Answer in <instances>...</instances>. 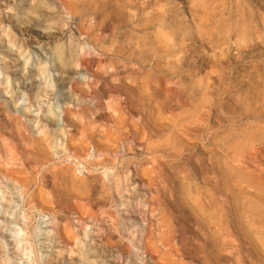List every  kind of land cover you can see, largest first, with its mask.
I'll list each match as a JSON object with an SVG mask.
<instances>
[{
	"label": "rangeland",
	"instance_id": "374dc122",
	"mask_svg": "<svg viewBox=\"0 0 264 264\" xmlns=\"http://www.w3.org/2000/svg\"><path fill=\"white\" fill-rule=\"evenodd\" d=\"M17 1L0 7L17 34L4 51H22L28 71L17 82L0 55V264H264V0H220L218 39L198 28L212 0H122L121 29L98 8H65V37L46 45L35 35L57 18L27 38L36 0ZM137 36L156 40L113 50ZM64 44L92 68L64 72Z\"/></svg>",
	"mask_w": 264,
	"mask_h": 264
},
{
	"label": "bare ground",
	"instance_id": "6f19581e",
	"mask_svg": "<svg viewBox=\"0 0 264 264\" xmlns=\"http://www.w3.org/2000/svg\"><path fill=\"white\" fill-rule=\"evenodd\" d=\"M13 2V0H11ZM24 0H19L16 2V4H18L20 7H21V4ZM15 2V1H14ZM28 2V1H27ZM99 2V5L96 6V4ZM122 3V0H99V1H96L95 4H90L88 0H84V1H80V0H36V3L33 4V9H32V13L29 15V16H25L24 17V24L22 27V32L24 34H26L27 38L30 37L32 35V33L34 32V30H32L33 26L36 25L43 17L45 14H48V15H51L50 18L54 17V18H57L55 19V22L54 23H49L47 26H46V30L44 29V31H41L40 33H36L35 36H38V38L40 37V41H42L43 43H45V45L49 42H51L53 39L57 38V37H65L64 36V33L63 31L61 32V29H63V22H62V13L64 12V9H68L69 11H73L74 9L78 10H84V11H91V12H95L96 9H100V11L103 13V17H102V20H101V23H106L108 20L110 21H114L116 20L117 24L116 26L118 27V29H121L122 27H125L126 25H122V23H124V20L128 21L129 18H130V15L124 13L123 11L120 10L121 7H123L121 5ZM7 4H9L8 0H0V7L2 8H6L7 7ZM15 5V4H14ZM76 6V7H75ZM220 0H212L211 1V7H212V12L211 14H209L208 12V16L207 18L204 17L203 20L200 22V24H198V28L200 30V34L202 35V37H205L207 36V34H212L213 36H216L215 38L218 39L219 38V33H220V21H221V9H220ZM208 8V7H207ZM123 9V8H122ZM127 9V8H126ZM14 12V11H13ZM81 12V11H80ZM2 11L0 12V25L1 24H5L6 23V15H2ZM12 13V11H11ZM70 13V12H69ZM77 13V12H75ZM100 14V13H99ZM2 15V16H1ZM14 14H9L8 16L11 18H14L13 17ZM74 15V14H73ZM101 15V14H100ZM182 15V14H181ZM180 15V16H181ZM185 15V14H184ZM205 16V15H204ZM96 17V16H95ZM133 18H135L133 16ZM169 21H170V25L168 26V28H172V26L175 25V21L176 19L174 17H171V18H167ZM121 20V21H119ZM52 21V20H51ZM54 21V20H53ZM119 21V22H118ZM8 22V21H7ZM49 22V21H48ZM100 22V21H99ZM133 22H136V21H133ZM21 23V22H20ZM115 23V22H114ZM22 24V23H21ZM99 24V23H98ZM136 26H139L140 23H134ZM145 25V24H143ZM149 25V24H147ZM189 25V24H188ZM194 25V24H193ZM18 26V25H17ZM20 26V25H19ZM130 26V25H129ZM163 26V25H162ZM209 26H211V28H209ZM5 27H8V25H5L3 28L0 27V55H4V64H2V69L4 71H9V70H12L11 74L14 75L16 74L15 76L17 77L19 75V78L17 77L16 81L20 83V81H24L26 79V76L28 74V71L26 70V60L23 59L24 55H23V52L22 51H15V56H13V54H8L9 52H11L12 50H9V51H4L5 47L7 46H4L6 45L7 43V40L8 38H12V35L13 36H16L17 34H13V32L11 33L10 32V29H5ZM163 28L165 29V27L163 26ZM170 28V29H171ZM133 29L135 30L136 28L133 27ZM189 29V28H188ZM195 29V28H193ZM138 31H140L141 29H137ZM167 30V29H166ZM172 30V29H171ZM185 29H183L184 31ZM197 30V29H196ZM198 30V31H199ZM78 31V30H77ZM83 31V29L81 30V32ZM119 31V30H118ZM208 31H212V33L208 32ZM21 32V33H22ZM84 32V31H83ZM82 32V33H83ZM143 32V31H142ZM192 32V31H191ZM62 33V34H61ZM141 33V31H140ZM11 34V36H10ZM85 34V33H84ZM115 34V33H114ZM122 34H124V32H121L119 35L122 36ZM22 35V34H21ZM91 35V34H90ZM183 36V35H182ZM186 36V35H185ZM190 36V35H189ZM20 37V36H19ZM34 37V36H33ZM117 37V36H116ZM188 37V36H187ZM197 37V36H196ZM14 38V37H13ZM37 38V39H38ZM93 38V37H92ZM32 39V36L31 38ZM136 39V44L130 40H128V42L126 43L125 42H122L120 43L122 45V47L120 48L119 46L116 47L115 49H113L115 52H121V50L123 51L124 50V47H130V48H137V51H139L138 48L141 49V52L144 51L143 48H146V47H149L151 46L152 44H154L155 40H156V37L155 38H152L150 36H146V37H141V36H137V38H134L132 37V40H135ZM167 39V38H166ZM171 39L173 40L174 38L171 37L170 34H168V41H165V46H169L170 44V41ZM194 39V38H193ZM205 39V38H203ZM36 41V40H35ZM103 40L98 38V39H95V42L96 43H101ZM41 42V43H42ZM120 42V41H119ZM107 43V42H106ZM30 44V41L28 42V45ZM50 44V43H49ZM67 44V43H66ZM64 44V45H61L59 46V49L58 51L55 50L53 52V54L55 55V57L59 60L60 63L63 64V67L66 65V69L63 70L64 72H67V73H71L72 72V67L73 65L75 64H79L81 67L85 68V69H91L94 62L96 61V57H93V56H89L88 54L86 55H76L75 53H73V49L74 48H71V51L68 49L67 45ZM26 45V44H25ZM27 46V45H26ZM24 47V46H23ZM41 48H44L45 46L44 45H40ZM169 48V47H168ZM130 51H128V53L130 52L129 56H128V59H135L134 58V55L136 54L137 51H132L131 49H129ZM153 52L157 51V49L155 47H153L151 49ZM111 51V49H107V48H103V54L104 55H107L109 52ZM113 51V52H114ZM158 53L157 55H162V54H165L167 56H170L172 57L174 55V53H172L170 51V49H166V50H163L162 52L158 51L156 52ZM91 54V53H90ZM155 54V53H154ZM112 55H119L118 53L117 54H112ZM121 55V54H120ZM99 56V55H98ZM110 56V55H109ZM104 57V56H103ZM102 57V58H103ZM14 58V59H12ZM101 59V58H100ZM99 61V60H98ZM131 61V60H130ZM61 68L63 69L62 65L60 64ZM23 67V68H22ZM139 76V75H138ZM127 77V76H126ZM125 77V78H126ZM134 77V75H133ZM62 78V75L61 77ZM130 78V77H129ZM140 79V78H138ZM63 81H64V78H63ZM146 81V80H145ZM34 82V81H33ZM135 83V82H134ZM24 84V82H23ZM22 84V85H23ZM16 85V84H15ZM35 86V85H34ZM22 87V86H21ZM125 87V86H124ZM140 88H144V89H149L148 85L146 83H142L140 84ZM152 89V88H151ZM12 91V90H10ZM40 91V94H42L43 90H39ZM128 91V90H127ZM137 92V91H136ZM140 92V91H139ZM146 92V91H145ZM152 92V91H151ZM21 93V92H20ZM148 94V93H147ZM191 94V93H190ZM158 95V94H157ZM108 96L109 97H112V93L109 92L108 93ZM138 96V95H137ZM157 97V96H155ZM16 98V95H14V91L13 93L9 96L8 100L5 102L4 105H2V107H5V108H8V107H11V103L12 101ZM135 98V97H133ZM207 98V97H206ZM132 101V100H131ZM138 101V100H137ZM126 102V101H125ZM129 103V102H128ZM132 105V103H130ZM129 106V104H128ZM131 109V108H130ZM129 110V109H128ZM132 113V112H131ZM26 116H28L26 114ZM105 116V114H102L101 117ZM49 119H50V126H54L55 125V115L54 113L50 114L49 116ZM7 123H9L10 125H13V119L10 117L9 120L7 121ZM167 125V124H166ZM166 127V126H165ZM118 139V138H117ZM123 139V138H122ZM81 140V139H80ZM118 141V140H117ZM120 141V140H119ZM118 141V142H119ZM124 141L127 143L128 147L129 146H132L133 145V141L131 140L130 136H126ZM80 142V141H79ZM84 143V142H82ZM107 144V143H105ZM110 144V143H109ZM37 147L40 148V150L43 148L42 147V141L39 140L37 143H36ZM85 145V144H83ZM82 145V146H83ZM140 145V144H139ZM103 146V145H102ZM138 146V145H137ZM141 146V145H140ZM101 147V146H100ZM115 147V146H114ZM118 147V146H117ZM127 147V146H126ZM111 148V147H110ZM110 148H107L106 151H107V157L106 160H111L109 159V154H110V151L113 150H110ZM142 148V147H140ZM34 149V148H33ZM36 149V148H35ZM118 149V148H116ZM115 149V150H116ZM42 151L41 150V154H42ZM105 151V150H103ZM38 152V150H37ZM86 148L84 147H76L75 149V154L76 156H83L84 154H86ZM115 152V151H113ZM46 153V152H45ZM40 154V153H39ZM39 156V155H38ZM44 158V157H43ZM136 159V158H135ZM112 161V160H111ZM132 161V160H131ZM104 162V161H103ZM40 164V163H39ZM103 164V163H102ZM132 166V165H131ZM135 171L137 172V175L139 176V172L137 170V167L135 166ZM134 170V169H133ZM66 170H63L62 173L66 174L65 173ZM71 172V171H70ZM2 173H5L6 175L9 176V172L6 170L5 172L2 171L0 169V175H2ZM142 173V172H141ZM11 174V173H10ZM13 174V173H12ZM60 174V173H59ZM144 174V173H143ZM15 175V173H14ZM16 176V175H15ZM63 176V174H62ZM11 177V176H10ZM17 177V176H16ZM141 177V175H140ZM70 178V177H69ZM143 178V177H142ZM47 179V177L45 178ZM64 179V178H63ZM84 179V178H83ZM82 179V180H83ZM141 179V178H140ZM144 180V178H143ZM146 180V179H145ZM141 181V180H140ZM25 182V181H24ZM70 182H72L73 184H78L83 187H86L84 181H80V180H75V179H71ZM26 183V182H25ZM64 183V181H63ZM147 184V183H146ZM71 185V184H69ZM142 185V184H140ZM66 186V185H65ZM74 187V186H72ZM65 188V187H64ZM87 188V187H86ZM91 188V187H90ZM94 188V187H93ZM68 189V188H67ZM79 189V187H78ZM83 189V188H82ZM136 189V188H135ZM72 190V189H71ZM80 190V189H79ZM81 191V190H80ZM79 192V191H78ZM75 191V193H78ZM89 192V191H88ZM73 193V192H72ZM81 194V193H80ZM133 194V193H132ZM82 195V194H81ZM105 198V197H104ZM40 201V200H39ZM38 199H37V196L33 195L29 201V204H38ZM42 201V200H41ZM43 202V201H42ZM41 202V203H42ZM39 207V206H38ZM137 211V209H136ZM134 213V212H133ZM82 220V219H81ZM133 229V228H132ZM103 234V233H102ZM101 234V235H102ZM69 240V239H68ZM72 240V239H71ZM103 241V240H101ZM105 241V239H104ZM69 244V243H68ZM107 245V244H106ZM107 246H110L107 245ZM125 246V245H124ZM104 248H106L104 246ZM126 250V249H125ZM108 251V250H107ZM152 258V257H151Z\"/></svg>",
	"mask_w": 264,
	"mask_h": 264
}]
</instances>
